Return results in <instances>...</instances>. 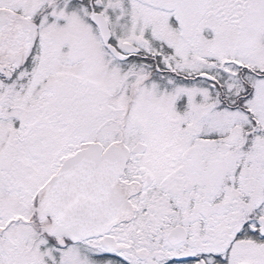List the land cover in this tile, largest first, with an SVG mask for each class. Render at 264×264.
I'll use <instances>...</instances> for the list:
<instances>
[{
	"label": "snow or ice",
	"instance_id": "snow-or-ice-1",
	"mask_svg": "<svg viewBox=\"0 0 264 264\" xmlns=\"http://www.w3.org/2000/svg\"><path fill=\"white\" fill-rule=\"evenodd\" d=\"M0 264H264V0H0Z\"/></svg>",
	"mask_w": 264,
	"mask_h": 264
}]
</instances>
